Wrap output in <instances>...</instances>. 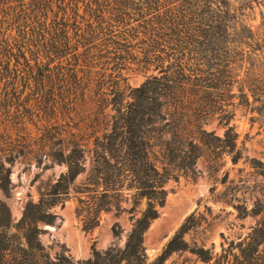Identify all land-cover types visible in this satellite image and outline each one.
<instances>
[{"label": "trees", "instance_id": "16d2710c", "mask_svg": "<svg viewBox=\"0 0 264 264\" xmlns=\"http://www.w3.org/2000/svg\"><path fill=\"white\" fill-rule=\"evenodd\" d=\"M263 9L264 0H0V264H166L185 252L204 264H264V192L251 208L234 206L255 225L220 253L186 241L202 226L196 213L155 261L144 247L170 179L196 178L205 155L215 171L224 156L233 165L243 159L235 110L213 104H238L264 125ZM133 66L146 75L137 88L122 83ZM92 104L111 107L103 129L85 122ZM219 111L222 137L206 129ZM30 152L67 170L15 221L7 202L12 168ZM250 166L263 185L264 161ZM86 173L77 209L85 232L102 212L126 211L130 196L131 213L145 206L124 247L93 249L78 262L65 252L52 257L41 236Z\"/></svg>", "mask_w": 264, "mask_h": 264}, {"label": "rangeland", "instance_id": "374dc122", "mask_svg": "<svg viewBox=\"0 0 264 264\" xmlns=\"http://www.w3.org/2000/svg\"><path fill=\"white\" fill-rule=\"evenodd\" d=\"M264 10V9H263ZM255 21L249 22L257 26L260 22L259 9L250 14ZM134 71L123 74L122 83L126 82L131 88L141 86L146 80V75L132 67ZM93 110L84 117L85 122L91 127L103 129L112 115L111 107L107 104H92ZM218 108L235 110V117L231 126L239 135L238 145L243 152V159L233 165L230 157L224 156L218 163L221 167L215 171L211 168V157L205 155L197 163L199 175L195 178L182 175L179 178L170 179L165 189L168 191L166 205L160 210V217L153 222L144 236L146 254L153 262L161 254L168 241L179 230L184 221L193 213L202 218V226L186 235L185 239L190 245L204 246L207 249L215 247L220 253L222 247L228 248L231 242H239L245 238L255 225V220L248 218L240 220L234 206L246 204L251 208L256 199L264 192V184L257 177L250 166L251 159L264 161V125L260 121H253L258 116L238 104H213ZM108 107L104 114L101 107ZM224 113L221 111L215 115L214 121L207 126L208 131H214L222 137L226 129L219 126V118ZM31 153V152H30ZM27 154L20 158L12 168V195L7 200L15 221L20 220L28 201L38 202L40 199L39 188L46 183L56 182L66 172L63 165L54 164L49 159H44L39 164V157ZM46 158V157H45ZM92 155L87 156V167L91 165ZM88 174L78 177L71 188L70 196L64 206H58L55 212L58 215L54 227H46L41 241L52 257L60 253H67L75 262L91 258L93 249L105 251L110 247H124L128 234L132 229L133 216H139L143 209L142 203L136 212L131 213V196L129 201H124L123 208L126 211L118 212L115 209L102 212L100 225L92 232L83 230L81 218L77 215L80 198H86L87 194H81L82 183L86 181ZM0 197L2 195L0 194ZM119 226L120 235L114 234L115 226ZM166 264H204L196 256L189 252L174 254Z\"/></svg>", "mask_w": 264, "mask_h": 264}]
</instances>
